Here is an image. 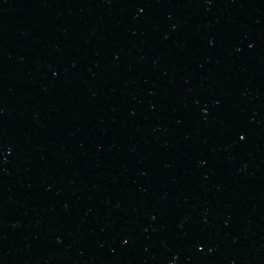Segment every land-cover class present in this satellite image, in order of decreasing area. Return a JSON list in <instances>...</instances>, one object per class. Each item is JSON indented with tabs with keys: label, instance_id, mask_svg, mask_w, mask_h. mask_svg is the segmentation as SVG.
I'll return each instance as SVG.
<instances>
[{
	"label": "water",
	"instance_id": "obj_1",
	"mask_svg": "<svg viewBox=\"0 0 264 264\" xmlns=\"http://www.w3.org/2000/svg\"><path fill=\"white\" fill-rule=\"evenodd\" d=\"M0 264H264V0H0Z\"/></svg>",
	"mask_w": 264,
	"mask_h": 264
}]
</instances>
